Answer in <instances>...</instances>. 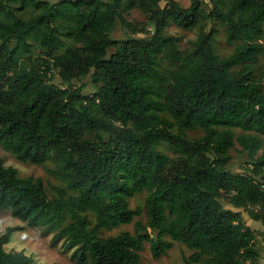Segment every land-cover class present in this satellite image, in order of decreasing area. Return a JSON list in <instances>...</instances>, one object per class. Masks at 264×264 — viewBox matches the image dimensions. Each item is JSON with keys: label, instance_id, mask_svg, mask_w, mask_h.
Wrapping results in <instances>:
<instances>
[{"label": "trees", "instance_id": "1", "mask_svg": "<svg viewBox=\"0 0 264 264\" xmlns=\"http://www.w3.org/2000/svg\"><path fill=\"white\" fill-rule=\"evenodd\" d=\"M160 1L0 0V147L50 161L62 182L50 196L0 157V211L63 241L77 264H141L145 242L158 257L172 241L193 250L184 264H256L255 231L225 204L251 207L264 227V0ZM117 22L144 35L113 39ZM215 22L233 46L225 56ZM171 23L197 30L189 47ZM91 70L83 93L75 81ZM236 145L242 172L229 167ZM20 228L0 234V264H39L5 248Z\"/></svg>", "mask_w": 264, "mask_h": 264}, {"label": "rangeland", "instance_id": "2", "mask_svg": "<svg viewBox=\"0 0 264 264\" xmlns=\"http://www.w3.org/2000/svg\"><path fill=\"white\" fill-rule=\"evenodd\" d=\"M181 6L187 7L190 4V0H175ZM166 0H161L160 5L163 6ZM127 18L131 21H140L144 20V14L139 9H132L126 14ZM218 29L216 34V50L221 56H225L232 52L233 46H230L226 43L224 37L223 27L218 23H212ZM152 30V28H148ZM166 32L178 37V46L181 49L189 47L190 41L195 39L197 30H182L176 27L174 24H170ZM142 36V33H132L131 31L122 28L117 22L110 32V37L113 39H124L127 36ZM113 51L112 48L108 49V54ZM263 59H260L258 62L261 64ZM92 70L84 77L75 81L76 84H83L84 88L83 93H91L94 89L92 80ZM51 82L55 84H60L59 77L54 74L51 77ZM190 137H199L201 132L198 130L188 131ZM264 139V136H262ZM164 152L169 155H173L168 149L163 145L159 146ZM232 156L229 167L234 172H242L246 166V153L240 151V147L236 145L235 148L230 150ZM0 157L2 158L5 165L12 166L16 168L20 176L33 175L36 177H41L44 185L47 189L48 194L51 196L53 194L52 186L53 185H62V182L56 178L50 176L46 169L52 166L50 161L45 162L42 165H36L32 163H24L18 161L9 151L0 147ZM146 192L134 196L129 199L130 207L142 206ZM226 208L231 210L238 211L241 215V219L246 225L253 231H255V246L259 251L258 257L256 259V264H261L264 261V238L261 235V231L264 229L262 224L259 221L253 220L251 218V207L246 209L236 208L229 204H225ZM139 219L143 223L146 222V216L143 213L140 217L135 218L134 220ZM19 226V230L12 232L10 241L5 244V248L23 250L26 254L32 255L39 264H77L71 257L72 251L67 250L64 247V242L59 241L57 243L51 242V234L45 232L40 227H28L25 222L12 216L9 211H0V234L4 232L6 227ZM120 231H130L133 232V223L124 224L118 228H114L110 231L104 230L102 235H116ZM168 238V237H167ZM193 250L189 249L185 244L172 241V247L165 253L158 257H154L149 249V244L144 243L143 249L140 251V263L141 264H184V259L188 257Z\"/></svg>", "mask_w": 264, "mask_h": 264}, {"label": "built area", "instance_id": "3", "mask_svg": "<svg viewBox=\"0 0 264 264\" xmlns=\"http://www.w3.org/2000/svg\"><path fill=\"white\" fill-rule=\"evenodd\" d=\"M261 235L264 238V229L261 231Z\"/></svg>", "mask_w": 264, "mask_h": 264}, {"label": "crops", "instance_id": "4", "mask_svg": "<svg viewBox=\"0 0 264 264\" xmlns=\"http://www.w3.org/2000/svg\"><path fill=\"white\" fill-rule=\"evenodd\" d=\"M248 226V225H247Z\"/></svg>", "mask_w": 264, "mask_h": 264}]
</instances>
